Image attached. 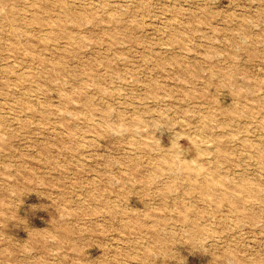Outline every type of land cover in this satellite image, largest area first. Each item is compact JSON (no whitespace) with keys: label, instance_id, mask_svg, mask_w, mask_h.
Masks as SVG:
<instances>
[{"label":"rangeland","instance_id":"374dc122","mask_svg":"<svg viewBox=\"0 0 264 264\" xmlns=\"http://www.w3.org/2000/svg\"><path fill=\"white\" fill-rule=\"evenodd\" d=\"M0 264H264V0H0Z\"/></svg>","mask_w":264,"mask_h":264},{"label":"bare ground","instance_id":"6f19581e","mask_svg":"<svg viewBox=\"0 0 264 264\" xmlns=\"http://www.w3.org/2000/svg\"><path fill=\"white\" fill-rule=\"evenodd\" d=\"M165 165V164H164ZM228 191H226V193H227ZM235 205V204H234ZM193 222V221H192Z\"/></svg>","mask_w":264,"mask_h":264}]
</instances>
